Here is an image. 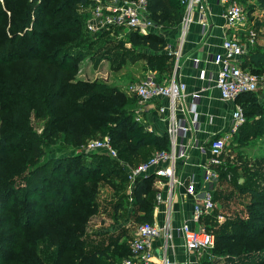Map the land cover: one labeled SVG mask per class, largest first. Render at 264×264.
Listing matches in <instances>:
<instances>
[{
  "label": "trees",
  "instance_id": "obj_1",
  "mask_svg": "<svg viewBox=\"0 0 264 264\" xmlns=\"http://www.w3.org/2000/svg\"><path fill=\"white\" fill-rule=\"evenodd\" d=\"M81 1L35 0L37 6L33 7L34 0H6V8H0V59L3 55L11 56L0 60V64L9 66L23 59L41 65L38 71L30 67L22 75L0 76L3 103L0 110L4 112L0 121V264H108L129 256L127 243H119L120 237L111 236L105 244L85 234L91 216L99 210L98 181L115 189L119 187L117 190L122 195L128 180L125 164L135 160L140 163L149 152L169 148L166 134L158 135L142 128L127 109L124 92L99 82L73 84L66 49L60 46L44 51L57 33L82 35L85 15L79 10ZM148 12L157 25H179L184 7L181 0H148ZM125 35V45L147 46L154 56L161 54L163 60L172 59L164 51L165 39L157 32L129 30ZM20 37L31 44L24 54L16 52ZM145 60L153 68L165 64L161 73L171 70V65L166 63ZM49 65L53 67L47 79H42V74L47 76ZM242 65L258 74V69L264 67V52L250 48ZM256 91L239 95L237 101L244 109L250 104L255 115L263 114L261 119L256 118L258 126L264 127V107L253 106ZM33 112L45 119L41 134L32 126ZM245 114L247 118L246 111ZM249 124L246 119L234 136L243 127L248 130ZM95 134H108L117 157L104 151H84L73 157L41 158L44 142L54 141L59 135L64 146L74 149L85 145ZM109 166L115 167L109 173L120 175L119 179L113 181L110 177V181L109 173L103 175ZM17 177L21 182L18 183ZM154 178V175L138 177L132 185L135 201L144 211L139 222L152 221ZM116 181L121 183L117 185ZM261 188L260 185V189H250L244 218L227 222L215 235L219 246H227L240 255V262L234 264H264V248L249 251L254 240L264 241ZM40 242L44 243V252L40 251ZM5 249L11 250L13 258L3 256Z\"/></svg>",
  "mask_w": 264,
  "mask_h": 264
},
{
  "label": "built area",
  "instance_id": "obj_2",
  "mask_svg": "<svg viewBox=\"0 0 264 264\" xmlns=\"http://www.w3.org/2000/svg\"><path fill=\"white\" fill-rule=\"evenodd\" d=\"M224 5V16L229 28L234 29L232 35L225 37L222 43V51L214 55V62L217 65V71L214 76L215 85L220 90L223 99H236L243 93L258 90L261 82L259 74L244 68L243 57L249 53L250 46L254 42V34L248 29L246 21V11L240 0H220ZM184 7V14L180 23L181 37L180 43L183 42L185 35L192 22V11L195 7L201 12L200 22L203 31L208 27L207 20H204L205 0H181ZM87 7V10L85 9ZM79 10L85 16L87 30L91 33L102 31L123 32L129 30H140L142 32L151 31L156 28L157 24L151 19L148 12V0H82L79 4ZM240 32V33H238ZM244 32L245 34H241ZM177 58L180 50L174 52ZM172 55V53H171ZM198 63L199 58L194 59ZM202 70L201 77H204ZM187 85L178 76V65L167 79H162L154 73L146 74L142 79L136 81L130 86V90L136 95L139 102L145 103L159 96L169 99V125L168 134L171 140V146L168 149L155 151L147 160L140 162L135 166H129L127 178L130 183H134L138 177L154 174L155 176L167 178L171 184L178 181L176 179L175 169L177 160L186 157L188 149L192 145L199 146L197 141L192 144L181 142L179 146L176 142L177 135L185 133L197 122V105L201 97V90L192 92L193 101L189 110L193 113L191 124L188 125L185 119H177L176 111L178 104L184 100L187 94ZM159 109L164 111V106ZM246 114L242 104H236L232 111V122L229 131L223 135L214 136L208 145V158L203 166V181L207 188L203 191L197 189L195 179H191L187 184V192L193 195V215L194 221H199L212 213L216 207L214 191L219 185L220 171L222 166V155L226 147L246 122ZM83 151L94 152L104 151L112 157H117L118 153L113 146L109 136L89 140L82 146ZM161 198V195L158 194ZM167 236L169 225L164 226ZM163 227L157 226L152 222H141L136 229V235L131 240L129 256L122 257L119 260L112 261L108 264H149L153 257V247L155 239L161 235ZM179 231L183 236L184 247L189 251L201 252L211 248L215 244V234L204 228L195 229L188 221H184ZM161 264H179L172 256L164 255Z\"/></svg>",
  "mask_w": 264,
  "mask_h": 264
},
{
  "label": "rangeland",
  "instance_id": "obj_3",
  "mask_svg": "<svg viewBox=\"0 0 264 264\" xmlns=\"http://www.w3.org/2000/svg\"><path fill=\"white\" fill-rule=\"evenodd\" d=\"M40 1L41 0H38V2ZM240 1L246 11V21L248 24L246 33L250 29L255 37L250 48L254 51L264 52V1ZM36 6L34 0L33 7ZM0 8H6V0H0ZM85 9L87 10V7H85ZM32 13L33 15H36L35 10H33ZM86 19L87 14L84 17V31L82 35L80 34L77 37H72L67 34L64 35L57 33L52 37L54 42L50 40V43L45 46L44 51H48V48L54 49L60 46L64 51L66 49L69 58L68 65L72 69L71 72L69 71L72 83L76 84L79 81H88L117 87L126 94V107L133 113L136 119V95L130 90V86L133 83H136V81L142 79L148 74V71H151L156 75H169L172 72L174 64L170 59L163 60L161 54L158 55L159 53L155 54L158 56H154V52L147 46H139L136 48V46L130 47L129 43L125 45L124 42L127 40L126 35L123 32L118 33L108 31L105 34L99 35L97 33H91L87 30ZM152 30L160 33L157 28H153ZM28 44V40H24L20 37L17 41L16 52L24 54ZM9 58H11V56L6 57V55H3L0 60ZM147 58L155 60L157 63H166L168 66L171 65L170 72L166 71L161 73L165 64L163 66L161 65V67L157 65L155 68L149 66L145 60ZM57 59H59V56ZM30 67L36 71L41 69L39 62L30 63L23 59L10 63L9 66L0 64V76H13L15 74L22 75L23 71ZM52 67V65H49L46 68L47 76L44 77L42 74V79H47ZM258 74L261 77V82L258 90L255 92L256 99L253 100L255 103L253 106L257 107L260 105L264 107V67L258 69ZM2 104L3 103L0 102V107ZM244 111H246L247 120L248 123H250L249 128L247 130L243 127L242 131L229 141L226 151L222 155L223 166L219 168L221 174L219 185L214 191L216 207L206 219H203L201 224L205 230L211 231L215 235L220 232L221 228L227 222L238 219L242 220L244 218L248 211L245 206L250 200V189H260L261 185V190L264 191V127L258 126L259 122L257 121V118L261 119L263 114L255 115L252 113L253 107L250 104H246ZM3 114L4 112L0 110V121ZM30 120L32 126L41 134L43 132L45 119L33 112ZM107 136L108 134H95L88 140ZM240 137L241 141H238ZM43 149L44 154L41 158L47 160L62 158L65 156L73 157L74 155L82 154L84 152L82 147L72 149L64 146L61 135H59L54 141L51 139L47 143L44 142ZM151 154L152 153L149 152V154L140 161L147 159ZM138 162L135 160L133 163L129 162V164L134 166L139 164ZM116 165L117 164H114V166ZM114 166H109V169L107 172L104 171L103 175H107L111 169L115 168ZM112 171H115V169ZM63 173L66 175L65 171ZM258 173L259 175L256 176L255 174ZM108 177L110 181L111 179L115 181V179H119L120 175L116 176L109 173ZM17 179L18 183L19 181L21 182L20 177H17ZM115 183L119 185L121 181H116ZM258 183H260V185ZM98 185L100 186L97 197L99 210L96 214L91 216L88 222L87 232L85 233L86 236L90 237H92L93 232H96L99 229H104L108 227L110 223H113L112 221H109V219H111L109 205H112L113 202L121 196V193L117 190L120 189L119 187H116L117 189H115L109 183H104V181H98ZM123 201L124 209L129 206L131 207V203H126L125 200ZM216 239L217 236L213 247L198 252L197 258L199 263L197 264L239 263L240 258L238 256L240 255H237L234 251L228 249L227 246H219ZM40 243V251L44 252V243ZM258 248H264V241L254 240L251 247H249V251H253L251 249H254L255 251L259 250ZM243 250L244 249H242V251ZM4 251V257L9 256V259L13 258L10 249H5ZM69 258L70 256L68 259Z\"/></svg>",
  "mask_w": 264,
  "mask_h": 264
},
{
  "label": "crops",
  "instance_id": "obj_4",
  "mask_svg": "<svg viewBox=\"0 0 264 264\" xmlns=\"http://www.w3.org/2000/svg\"><path fill=\"white\" fill-rule=\"evenodd\" d=\"M224 8L225 5L220 0H205L203 18L207 20L208 27L205 32H202L201 12L195 7L192 11V22L181 43L180 24L156 26L160 32L158 34L166 41L164 51L172 58L174 64L172 72L177 64L178 76L187 85V94L177 107V119H185L188 125L191 124L193 113L188 110L193 101L192 92L201 90V97L197 105V122L185 135L184 133L177 135V145L179 146L181 142L192 144L197 141L198 145H203L204 148L201 149L199 146L192 145L188 149L187 156L177 160L175 174L178 181L173 182V184L165 177L152 174L155 177L153 187L156 192L153 196V218L150 222L163 227V230L154 241L153 257L149 264H161L162 258L166 254L176 259L179 264L199 263L198 252L189 251L184 247L183 236L179 228L184 221H188L195 229L203 228L201 224L205 217L199 221L192 219L194 197L187 192V184L191 179H195L197 189L203 191L207 188V184L203 181V166L208 158L209 141L214 136L223 135L229 131L232 111L238 103L237 98L234 100L223 99L213 79L217 71L214 55L216 52L222 51V43L225 37L234 32V29L229 28L226 24ZM241 34L245 33L242 32ZM179 50L180 54L177 58L174 52H179ZM195 58H199L198 63L195 62ZM202 70L205 71L204 77H201ZM147 73L153 72L148 71ZM171 73L166 76L158 74L156 76L167 79ZM169 104V99L164 96H159L145 103L139 102L136 97V120L145 131L158 135L166 134L169 138L167 130L170 113ZM161 105L164 106V111L159 109ZM170 146L171 140L169 138ZM129 166L131 165L125 164L126 172ZM132 185L127 180L121 197L109 205L111 211L109 221L113 223L96 231L97 234L93 232L91 237L93 241L107 244L111 236L120 237L119 243L126 242L129 253H131L130 243L136 235L138 224L141 223L138 218L144 214L138 202L135 201ZM158 194L161 195V198L158 197ZM122 199L126 203H131V207L124 209ZM166 224L169 225L170 236L165 233L164 226Z\"/></svg>",
  "mask_w": 264,
  "mask_h": 264
}]
</instances>
